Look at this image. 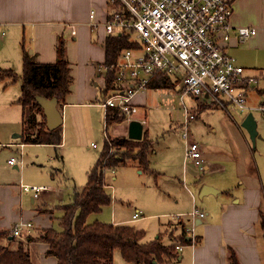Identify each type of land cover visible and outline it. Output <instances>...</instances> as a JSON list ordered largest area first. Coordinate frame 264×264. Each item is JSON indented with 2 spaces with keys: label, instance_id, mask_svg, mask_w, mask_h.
<instances>
[{
  "label": "crops",
  "instance_id": "crops-1",
  "mask_svg": "<svg viewBox=\"0 0 264 264\" xmlns=\"http://www.w3.org/2000/svg\"><path fill=\"white\" fill-rule=\"evenodd\" d=\"M110 12L108 0H0V74L1 70L22 66L23 44L28 51L31 49L30 51L35 53L38 62L53 63L56 61L55 45L58 38L63 37L66 40L74 81L66 104L61 110L64 123L63 142L60 148L54 147L56 157L61 162L64 142L68 143V130L74 128L76 139L78 137L75 134H81L83 109L101 107L99 104L103 100L101 90L104 87V46L107 38L102 28H93V21L103 22ZM231 24L234 28L257 29V33L245 43L240 44L233 40L228 52L236 58L238 65L246 69V76L254 77L259 82L264 81V0H236ZM73 31H76L75 35ZM17 75L21 76L18 73ZM97 76L102 77V85L99 88ZM11 82L13 81L9 79L0 80V110L6 115V123H3L0 130V135H4L0 136V139H3L0 140V148L23 145L20 136L15 134L21 132L18 117L20 110L22 119V105L19 103L22 92L11 89L14 88ZM171 85L173 87L174 83L171 82ZM152 87L156 90L164 88L158 83L150 86ZM254 87L247 91L250 106L264 102V88ZM253 90L257 91V94L252 93ZM144 94L140 92L135 97L138 107L145 103ZM208 106L209 103H206L199 108ZM242 116L240 121L229 116L233 123L225 120L226 146L209 145V148L203 149L200 145L203 152L202 169L193 164L184 169L185 172H191L186 173L192 181L197 180L199 172L204 171L199 175L202 178L207 174L204 186H210L215 191L205 195V210L202 212H205L206 216L198 219L200 223L196 225L197 231L195 229L197 244L183 246L180 256L165 264H231V253L237 258L238 264H264V141L261 142L263 152L260 153V158L255 160L254 165H250L248 158L252 153L251 143L241 127L247 116ZM132 120H136V115ZM120 125H126L124 136L128 138L129 123L124 121ZM145 131L147 129L143 127V136ZM11 134L14 138H19L20 142L12 141ZM117 136L109 135L110 138ZM8 160L7 164L10 165ZM13 167L18 169L17 165ZM2 171L0 162V234L10 231L11 234L6 237L14 241L16 236L12 231L16 224L32 223L33 219L36 224L32 223V227H25L21 232H27L21 239L29 242V236L33 232H30V228H52L48 218L50 211L55 207L45 205V199L55 193L61 200L65 193L56 186L48 187V190L40 193L43 198L42 207L37 208L39 213H24L21 208L22 198L18 195V191L20 194L23 192L22 185L18 187L16 184L5 182ZM75 192L76 189L72 194L68 193V203H71ZM38 199L32 194L33 203ZM41 213L44 216H40ZM136 214L139 215L138 218L141 215L140 212L134 215ZM6 215L8 219L5 218ZM187 238H190L189 235ZM31 243L33 244L29 245H40L41 253L48 249L45 243ZM29 248L31 249V246ZM46 264H50L49 261Z\"/></svg>",
  "mask_w": 264,
  "mask_h": 264
},
{
  "label": "rangeland",
  "instance_id": "rangeland-1",
  "mask_svg": "<svg viewBox=\"0 0 264 264\" xmlns=\"http://www.w3.org/2000/svg\"><path fill=\"white\" fill-rule=\"evenodd\" d=\"M108 7L111 10L112 6L109 5ZM12 69L22 75V66L18 65L17 69L16 67H12ZM97 83L99 88L102 85L101 76H97ZM11 84L14 87L11 89H18L21 92L19 79L11 82ZM176 86L182 87L180 83H176L171 88L156 90L155 87H152L144 91L145 103L138 107L136 120L141 122L143 127L147 129L149 139L152 141V149L149 152L150 170H143L132 159L115 169H107L104 172V178L106 184L109 185L107 191L112 197V202L110 205L105 206L101 212L91 214L87 218V223L91 224L99 221L132 225L145 230L142 243L151 242L157 239L159 234H163V244L169 245L176 242L174 236L181 232L180 226L177 225L179 218L185 222L186 226L191 227L193 218L190 214L195 209L201 212L205 210L204 199L207 197H201L200 193L207 174L201 178L199 175L204 173V171H201L197 180L192 181L186 173L191 172H185L184 170L186 141L182 137L184 130L182 124L185 120V110L180 99L181 91H177ZM254 86L264 88V81L259 82L257 79ZM252 93L257 94V91L253 90ZM191 97L190 95L186 96L185 103L193 109L196 103ZM207 103H209L207 108L199 110L196 107L197 118L192 120L189 125V141L199 143L203 146V149L209 148V145L221 146L223 144L226 146L224 129L227 126L224 122H233L223 109L215 107L210 101H207ZM104 111L105 109L99 106L83 109L84 122L81 123L83 129L80 135L75 134L78 139L74 136V128L68 130V143L65 144L64 142L62 150L63 162L56 157V150L52 145L23 144L22 146L14 145L8 146V148H0V162L1 167H3L2 172L5 182L16 184L18 187L22 185L21 188L23 186H45L47 188L56 186L65 193L61 200L54 193L52 196L47 197L44 202L45 205L49 204L55 207L50 211V218L48 219L51 227L56 230L61 229L60 218L63 215L62 208H58V206L68 203V193L72 194L75 189L80 191L85 186L87 171L94 166L106 147L107 134L104 130ZM230 111L236 120H242V115L232 108H230ZM253 114L257 121L258 136L255 147L251 144L252 153L248 158L250 165H254L255 160L260 158V153L263 152L261 142L264 141V117L257 111H254ZM5 120L6 115L2 114L0 110V130H2L3 123H6ZM18 122L22 132L20 110ZM120 124L109 127L108 134L111 137L115 135L120 138L127 137L124 136L126 125ZM21 132L15 134L20 136ZM1 134L0 136H4L3 133ZM245 134L248 136L246 131ZM10 136L15 143L20 142L19 138H14L13 134ZM92 143L98 147H92ZM114 151L115 149H110V153ZM59 153L62 154L61 151ZM11 157L17 158L18 169L7 164V160ZM32 194L31 192L20 194V191H18V195L22 198L21 208L24 213H39L37 208L41 206L43 195L41 194L40 198H37L38 201L33 203ZM137 212H140L141 215L138 219L133 220L132 216ZM39 215L44 216L42 213ZM5 218L8 219V215ZM31 220L33 224H36L33 219ZM197 228L198 226L195 227L196 231ZM40 229L39 226H35L34 229L30 228V232L33 231L32 235H36ZM26 233V231H23L20 236H16L15 242L8 240L9 236H2L0 237V244L12 250L19 247L28 250L34 264H46L47 261L50 264H55V257L46 256L45 252H39L40 245H29L33 243L21 239ZM172 233L173 236H171ZM9 234H11L10 231ZM29 246H31V249ZM113 264L134 263L125 261L121 253L116 251Z\"/></svg>",
  "mask_w": 264,
  "mask_h": 264
},
{
  "label": "built area",
  "instance_id": "built-area-1",
  "mask_svg": "<svg viewBox=\"0 0 264 264\" xmlns=\"http://www.w3.org/2000/svg\"><path fill=\"white\" fill-rule=\"evenodd\" d=\"M236 0H108L111 12L103 22L93 21L94 29H103L106 38L125 34L130 37L132 47L124 49L112 65L115 69L114 88L99 104L104 111V130L108 135V113L115 109L130 122L138 113L135 97L150 88L159 74L165 75L181 91L180 99L185 110L182 137L186 141L184 167L193 164L202 169L203 152L199 143L189 141V125L197 118V108L207 101L232 116L230 108L247 116L254 111L264 117V102L257 106L248 104L247 91L256 79L246 76V69L228 49L233 40L245 43L257 33L253 27L234 28L231 18ZM92 15H94L92 13ZM76 34V31H73ZM104 65V74L108 71ZM104 77V76H103ZM196 101L189 108L186 96ZM196 109V110H195ZM118 124V123H117ZM97 147L96 144H92ZM10 165H18L11 157ZM48 190L41 186H23V192H31L34 198ZM192 226L188 228L192 245L197 244L195 233L199 218L204 212L195 209L191 214ZM134 215V219L138 218ZM31 223L20 222L13 229L20 236ZM181 252L183 246H177Z\"/></svg>",
  "mask_w": 264,
  "mask_h": 264
},
{
  "label": "trees",
  "instance_id": "trees-1",
  "mask_svg": "<svg viewBox=\"0 0 264 264\" xmlns=\"http://www.w3.org/2000/svg\"><path fill=\"white\" fill-rule=\"evenodd\" d=\"M132 45L130 37L125 34L107 37L104 46V65L109 68L104 75V87L101 90L103 99L108 97L114 88L115 69L111 68L112 65L116 64L122 51ZM22 50V75L18 76L12 69L1 70L0 75V80L9 79L13 82L21 80L20 141L22 144H47L56 149L60 148L63 142V125L55 130L47 128L44 109L38 99L47 101L55 99L60 111L66 104L74 81L66 40L63 37L58 38L55 45L56 61L53 63L38 62L35 53L30 54L24 44ZM157 83L162 84L164 88L172 86L170 79L161 74L154 78L150 86ZM124 121L125 118L115 109L109 110L108 127ZM111 148L115 151L110 153ZM151 149L152 141L149 139L148 131H145L142 140H131L127 137L110 138L97 162L88 171L85 186L74 193L71 203L61 206L63 210L60 218L61 229L42 228L36 235H30L28 241L47 244L48 249L45 254L55 257L57 264H113L116 251L121 253L125 261L134 264H165L177 259L180 256L177 246L192 245L191 238H187L188 226L181 218L177 223L181 232L174 236L176 242L169 245L163 244V234L151 242L142 243L145 231L132 225L99 221L87 223V218L91 214L101 212L112 202V197L107 191L104 172L126 164L131 159L143 170H150ZM0 236H9V233L5 231ZM230 261L231 264H238L233 253L230 255ZM0 264L34 263L28 250L22 247L12 250L0 244Z\"/></svg>",
  "mask_w": 264,
  "mask_h": 264
},
{
  "label": "water",
  "instance_id": "water-1",
  "mask_svg": "<svg viewBox=\"0 0 264 264\" xmlns=\"http://www.w3.org/2000/svg\"><path fill=\"white\" fill-rule=\"evenodd\" d=\"M32 54V51H30ZM39 103L44 109V115L46 119V125L49 130H55L56 128L63 125V114L57 106V101L54 99L52 101H47L45 99L39 98ZM241 127L247 132L249 140L253 147H255L256 139L258 136L257 121L253 114H248L247 117L241 123ZM143 136V124L137 120H132L129 122L128 127V138L131 140H140ZM215 191L212 187L205 185L200 193L203 197L209 192ZM200 221H197V225Z\"/></svg>",
  "mask_w": 264,
  "mask_h": 264
}]
</instances>
